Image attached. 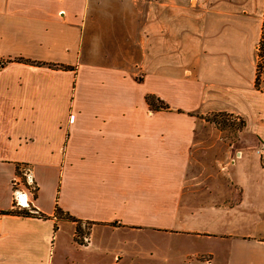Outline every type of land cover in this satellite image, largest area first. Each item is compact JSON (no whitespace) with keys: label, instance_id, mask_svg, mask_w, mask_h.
I'll list each match as a JSON object with an SVG mask.
<instances>
[{"label":"crops","instance_id":"1","mask_svg":"<svg viewBox=\"0 0 264 264\" xmlns=\"http://www.w3.org/2000/svg\"><path fill=\"white\" fill-rule=\"evenodd\" d=\"M263 13L264 0H0V264H68L65 225L86 250L71 264H131L130 230L241 220L264 192ZM211 112L242 119L236 140L211 139ZM15 190L30 216L5 212L22 210Z\"/></svg>","mask_w":264,"mask_h":264},{"label":"rangeland","instance_id":"2","mask_svg":"<svg viewBox=\"0 0 264 264\" xmlns=\"http://www.w3.org/2000/svg\"><path fill=\"white\" fill-rule=\"evenodd\" d=\"M131 51H135L134 45ZM198 117L201 123L214 128L211 139L232 142L244 128L241 118L225 112H211ZM255 149L252 150L256 155ZM240 214L241 223L238 217L233 219L232 213H227L221 223L212 227L199 222L191 225L192 229L179 228L178 231L130 230V242L123 250L125 261L131 264H264V192L251 199L247 210L242 209ZM87 230L88 225L84 224L82 231ZM70 231L68 226H63L64 246L69 252L68 264L79 261L86 251L77 252L69 245L68 242L83 240L77 233V240L70 241Z\"/></svg>","mask_w":264,"mask_h":264},{"label":"built area","instance_id":"3","mask_svg":"<svg viewBox=\"0 0 264 264\" xmlns=\"http://www.w3.org/2000/svg\"><path fill=\"white\" fill-rule=\"evenodd\" d=\"M261 28H262V34L260 41L256 47L257 51V79H259L260 75L263 74L264 72V55L262 53V42L264 40V13L262 16V23H261ZM72 119V116H71ZM255 153L259 159L260 164L264 167V144L256 147ZM17 181V180H16ZM18 183V181H17ZM15 205L19 209H27L29 206V201L26 197V193L22 194H17V190H15Z\"/></svg>","mask_w":264,"mask_h":264},{"label":"trees","instance_id":"4","mask_svg":"<svg viewBox=\"0 0 264 264\" xmlns=\"http://www.w3.org/2000/svg\"><path fill=\"white\" fill-rule=\"evenodd\" d=\"M262 53L264 55V40L262 42ZM145 100L148 104V107L154 109V110H168L169 107L166 103H164V101H162L161 99L159 98H156L154 95H146L145 96ZM178 112H181L178 110ZM190 114V113H189ZM191 115V114H190ZM241 122V125L243 126V121H240ZM56 214L59 215V214H63L66 218L70 219L71 221H76V219H74L73 217L69 216L68 214H64L60 209L56 208ZM6 213H15V214H18V215H21V216H30L32 213L27 211V210H16L15 208L13 209H10L8 211H5ZM40 216H42L40 214ZM78 222V221H76ZM80 229H79V224H77L76 226V232H78Z\"/></svg>","mask_w":264,"mask_h":264}]
</instances>
